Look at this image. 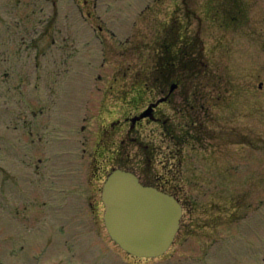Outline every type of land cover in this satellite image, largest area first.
Wrapping results in <instances>:
<instances>
[{
	"label": "rangeland",
	"instance_id": "obj_1",
	"mask_svg": "<svg viewBox=\"0 0 264 264\" xmlns=\"http://www.w3.org/2000/svg\"><path fill=\"white\" fill-rule=\"evenodd\" d=\"M221 2H211L216 19L200 23L204 31L209 26L211 31L196 36L197 48L183 51L184 75L190 86L179 91L178 108L168 109L172 110L169 114L191 116L187 109L182 111L181 94H194L195 87L201 94L224 95L231 108L226 123L230 139L220 136L215 122L203 140L208 148L200 136L196 140L203 147L191 138L193 127L174 129L172 136L181 145L172 151L183 153L184 163H191L192 169H200L198 179L189 181L187 187L193 192V218L203 221L210 210V217L216 218L215 237L231 236L230 255L217 253L214 264H264V0ZM70 3L56 0V21L45 20L47 40L39 38L34 46V21H13L16 12L0 20V255H4L0 264H148L116 255L103 236L96 238L91 214L82 219L83 212L74 208L87 205L95 194L87 183V169L102 112L99 100L108 95L114 73L120 79L126 76L113 93L123 99L129 93L128 66L116 61L109 33L123 41L134 26L136 40L141 37L150 49L161 42L163 31L175 30L180 23L197 33L199 22L193 17L187 23L186 16L202 15L205 2L180 0L183 11L177 13L172 12L175 6L170 0H88V8ZM33 11L25 9L24 13ZM231 16L238 20L230 23ZM98 25L104 33L95 32ZM191 33L184 31L185 44ZM172 36L168 34L170 40ZM141 54L134 57L137 75L143 70L138 66ZM148 56L145 51L143 59ZM34 59L39 75L51 79L39 87L32 80ZM136 90L143 87L136 85ZM203 103L202 99L199 105ZM120 106L125 107L124 101ZM148 128L155 129L156 140L149 130H144L143 140L149 135L157 147L163 141L173 145L161 126ZM165 152H160L154 165L157 172L173 178L176 169L169 171ZM123 159H127L125 154ZM36 165L41 170L49 167L46 176L57 187L54 196L37 194L45 177L35 173ZM66 187L71 194L63 197ZM71 211L70 224L65 225V215ZM64 229L70 233L66 240Z\"/></svg>",
	"mask_w": 264,
	"mask_h": 264
},
{
	"label": "flooded vegetation",
	"instance_id": "obj_2",
	"mask_svg": "<svg viewBox=\"0 0 264 264\" xmlns=\"http://www.w3.org/2000/svg\"><path fill=\"white\" fill-rule=\"evenodd\" d=\"M65 1L69 4H71L70 2L82 3L84 8H88L89 6L88 0ZM164 1L166 2L168 0ZM170 1L172 2L171 4L175 6V9L173 8L172 12L175 13L176 11L177 13L181 9L178 4V1L180 0ZM181 1L184 2V0ZM212 1L214 0H204L205 3L202 4L200 8L202 9V15L197 14V12H192V16H186L188 18L186 20L187 23L193 17L199 22L197 33L186 29L187 25H185L184 28L182 23H177V20L176 23L179 27H176L175 30L169 29V31H163L164 35L161 42L155 43V46H151L150 49L144 47V42L141 37L136 40L134 26L132 27L133 29L131 28L132 30L130 34L128 33L129 35L123 41L116 40V34L106 30L107 32H111L109 35L114 43V47L112 48H114L113 52L118 59L116 61L122 67L128 66L129 77H126V79L128 78L129 93L124 99L122 96L118 97V95L113 93V91L115 92V89L118 88L120 80H123V77L126 76V74H123L120 79L116 76V73H114L115 75L108 86V95L103 94L101 100H99L102 112L101 114L99 113L97 137L94 143L92 157L89 161V167L87 169V183L89 186L93 187L92 192H95V194L90 197L87 205L75 206L74 208L83 212L80 216L82 219H85L86 213L91 214L93 219L92 223L97 234L96 238L99 237V235L103 236L107 241V246L110 247L116 255L122 256L126 259V261L146 260L148 264H214V259L217 253L230 255L231 247L229 241L231 240V236H223L224 238L218 236L215 237L214 225L216 222H214V220L216 218L214 216L210 217L211 211L209 210L207 218L203 221L193 218L192 214L195 213L192 200L193 192L188 190L187 187L189 181L191 182L192 179H198V172L200 169H196L195 166V169H192L191 163L188 164L187 161L184 163L185 159H183V153L180 154L178 153L179 151H172L174 148L181 145L175 142V138L172 134H174V129L182 130L193 127L194 134L191 138L196 140L198 136H200V139L203 142V140L207 139L205 133L211 131L213 123L215 122L221 132L220 136H222L223 139H230V130L226 127V123L230 121L231 108L228 106L227 101L225 102L224 95H222V99L219 94H201L195 87L194 94L193 92L186 94V96L181 94L183 97L181 100H184V104H180L181 108H183L182 111L187 109V112L191 114V116H178L175 113L169 114L171 109H168L172 108L174 111L173 107L178 108L177 99H179L180 96L179 91L190 86V82L187 81V77L184 75V67H186V65L183 61V51L184 49H195L198 45L196 36L200 35V33L207 34L211 31L210 26L204 31L200 23H210L216 19L211 13V6L213 5L211 3ZM217 1L218 3H222L221 0ZM12 4H14V7ZM30 8L38 13H35L34 11L33 13H30V15L24 13L25 9L28 10ZM146 9L149 8L147 7ZM12 12L17 13V18H12L13 21H34V25L31 28L32 37L34 39L32 41V46H34V44L38 43L37 40H39V38L45 41L47 40L46 37L48 35V30H46L45 27V20L48 23H54V21H56V0H0V20H2L6 14H13ZM187 12H189V9H187ZM239 13L240 11L238 10L236 16H239ZM84 15L91 17L89 13L81 14V16ZM226 15L228 14L226 13ZM176 18H180L178 14ZM234 19L231 16L228 20H230V23L238 20ZM39 27H41V29H39ZM184 31L185 33L192 32L191 40L188 41L187 44L183 42ZM95 32L100 34L104 33L105 30L102 25H98ZM169 33H173L171 40L168 37ZM201 43L204 47V42L200 41V44ZM26 48L28 49V47ZM106 49L112 50L111 48ZM145 51L148 52L149 56L143 59L145 57ZM22 52H20V57H22ZM137 52L142 53V57L140 58L142 59L141 64L138 66H141L143 69L138 75L134 70L136 68V60L134 61V57H136ZM103 61H105L104 58ZM19 63H22V58ZM32 64L34 65V71L32 72V75H34L35 78L32 79L34 85L39 87L41 84L43 85L45 79H47V81L51 80L43 75H39L40 66H38L39 64H37L36 59L32 61ZM102 65H104V63H102ZM158 71L159 73L156 74ZM197 74L198 72H196V76ZM117 75H119L118 71ZM136 76L138 79H136ZM100 79L101 76H98V80ZM53 81L55 82L54 79ZM136 85L142 86L143 90H136ZM41 90L42 89H40V91ZM38 95L39 93H37V98L39 99ZM202 99L204 103L199 105V102ZM122 101H124L125 107L120 106V102ZM120 108H122V110ZM33 116L35 117L36 113H34ZM219 123H222V125L219 126ZM156 125L161 126L165 134H168L167 138L170 140L173 139V145L168 142L164 143L163 141L158 147L156 146V143L153 141V139L156 140V131L153 128H148L149 126ZM81 130L84 131V127H82ZM144 130H149L148 133L154 135L153 139L147 133L148 138L146 136L145 140H143L142 137L144 136ZM226 132H228V134ZM222 133L224 135H222ZM137 135H139V137H137ZM196 143L202 146L198 140H196ZM203 143L205 144L204 147L208 148L207 143ZM187 146L188 144L185 145V147ZM163 149L166 151L163 157L165 163L167 166H171L169 171L173 172L176 169V176L173 178H168L165 174L157 172L154 165L155 159L159 157L160 152H162ZM194 149L195 144L192 150ZM180 150H183V148ZM129 151H131V153H128ZM124 154L127 156L126 160L123 159ZM36 161L38 164L43 163V159H36ZM48 168L47 165H44V169L41 170L40 167L36 165L35 173L40 175L42 172L43 177H45L43 179L45 185L42 187V190L37 192L38 195L54 196L55 194L54 192L57 187L51 182L52 179L48 175L46 176ZM117 168L129 170V172L138 178L142 186L154 188L162 194L173 198L181 208V218L177 233L175 234L169 250L159 258L137 259L127 255L109 238L105 230L103 222L104 206L102 204L101 194L108 173ZM94 185H96V189L94 188ZM70 191L71 189L68 187L64 188L62 190V196H66ZM67 206L69 207L70 204L66 205L65 203L64 208L69 209L70 207L68 208ZM72 212L73 211L65 215V225L70 224V215ZM64 234L66 240L70 233L64 229ZM188 252H191L194 256H190ZM3 257L4 255H0L1 263Z\"/></svg>",
	"mask_w": 264,
	"mask_h": 264
},
{
	"label": "water",
	"instance_id": "obj_3",
	"mask_svg": "<svg viewBox=\"0 0 264 264\" xmlns=\"http://www.w3.org/2000/svg\"><path fill=\"white\" fill-rule=\"evenodd\" d=\"M104 226L110 239L137 259H154L169 249L179 228L180 207L170 197L143 187L130 172L113 170L102 190Z\"/></svg>",
	"mask_w": 264,
	"mask_h": 264
}]
</instances>
